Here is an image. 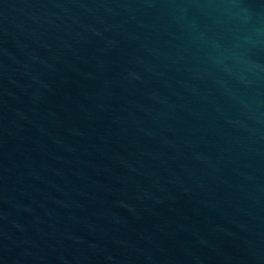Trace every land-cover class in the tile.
<instances>
[{"label": "water", "instance_id": "obj_1", "mask_svg": "<svg viewBox=\"0 0 264 264\" xmlns=\"http://www.w3.org/2000/svg\"><path fill=\"white\" fill-rule=\"evenodd\" d=\"M0 264H264V0H0Z\"/></svg>", "mask_w": 264, "mask_h": 264}]
</instances>
